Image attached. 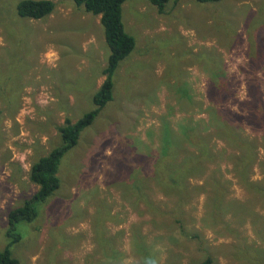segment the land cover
Here are the masks:
<instances>
[{"label":"rangeland","instance_id":"obj_1","mask_svg":"<svg viewBox=\"0 0 264 264\" xmlns=\"http://www.w3.org/2000/svg\"><path fill=\"white\" fill-rule=\"evenodd\" d=\"M19 1L0 0V74L4 88L20 87L16 107L0 98L1 249L10 241L8 211L37 189L31 165L61 144L65 117L75 122L93 108L109 54L98 16L72 0H54L42 19L18 16ZM216 2L167 0L159 13L148 0L124 1L122 21L135 47L119 64L113 99L62 155L59 188L35 204L32 221L15 225L20 240L9 248L18 264H196L206 257L264 264V0ZM221 71L230 81L226 100L243 102L230 107L241 116L233 126L256 152L254 187L240 186L223 157L176 194L153 175L163 127L178 134L183 118L206 116V95ZM252 90L262 114L247 103ZM214 146L237 153L220 140ZM215 170L222 200L214 195Z\"/></svg>","mask_w":264,"mask_h":264},{"label":"trees","instance_id":"obj_2","mask_svg":"<svg viewBox=\"0 0 264 264\" xmlns=\"http://www.w3.org/2000/svg\"><path fill=\"white\" fill-rule=\"evenodd\" d=\"M76 6L82 7L86 12L99 15V22L103 27L104 38L109 49L106 64L101 70L104 79L99 88L92 95L93 108L86 111L75 122L68 117L64 118V123L57 127L61 144L52 148L47 155L39 157L30 167L29 179L37 185L32 196L25 199L19 207L12 208L7 213L8 231L10 241L5 248H0V264H18L17 259L12 255L10 246L20 240V235L16 234L15 225L20 221H32L36 215L35 204L46 200L59 188V177L57 176L58 165L63 154L76 146L80 132L90 126L105 105L113 99L115 74L120 62L124 61L135 47V39L124 29L122 21V4L126 0H72ZM157 7L159 13H163L167 0H148ZM200 3H217L220 0H196ZM55 7L51 0H20L15 5L18 16L30 19H42L48 16ZM5 11V10H3ZM216 58L214 59L215 62ZM224 72L215 74L214 83L211 84L207 98L212 105L205 107L204 117L190 119L186 117L177 124L178 134L164 126L162 137L160 138L161 149L153 164V175L157 176L160 183L173 189L176 194L185 192L186 181L206 172L210 165H217L221 159L229 158L231 171L237 183L247 188L253 189L250 176L252 166L255 164L256 152L247 144V138L242 136L233 126L241 116L234 111L230 105L237 101L231 98L226 100L229 94L230 81ZM0 81V98L2 103L8 108L17 105V94L19 88H4L5 76ZM219 79V80H218ZM222 81V82H221ZM11 91L13 94H11ZM254 91V90H252ZM6 95V96H5ZM233 97V94H232ZM261 96L257 91L252 92V98L247 101L250 109L256 114H262L258 100ZM243 102H238V107H242ZM202 103H200L201 108ZM0 108V117L2 113ZM222 141L227 147H237L235 154L228 153L227 149H215V142ZM188 153L190 158L184 162L181 153ZM212 171L210 175L213 173ZM218 173V170H215ZM222 174L212 178L216 182L214 195L217 200H222L225 188L219 185L218 179ZM181 178V179H180ZM135 186L137 192L142 189L140 181ZM163 191L166 188L157 185ZM141 196V193H138ZM179 202L176 212L179 213ZM218 202V201H216ZM179 218L176 219V221ZM211 258L206 257L196 264H211Z\"/></svg>","mask_w":264,"mask_h":264},{"label":"crops","instance_id":"obj_3","mask_svg":"<svg viewBox=\"0 0 264 264\" xmlns=\"http://www.w3.org/2000/svg\"><path fill=\"white\" fill-rule=\"evenodd\" d=\"M52 2H56V1H54V0H51ZM69 2H72V1H70V0H68ZM74 4V3H73ZM75 5V4H74ZM79 7V6H78ZM123 7V6H122ZM85 11V10H84ZM98 16V22H99V15H97ZM100 23V22H99ZM104 79V78H103ZM103 81V80H102ZM102 81L97 85V88H96V90L99 88V86L101 85V83H102Z\"/></svg>","mask_w":264,"mask_h":264}]
</instances>
